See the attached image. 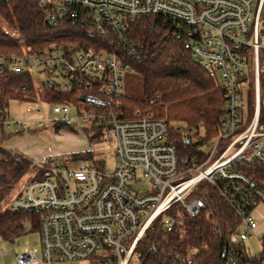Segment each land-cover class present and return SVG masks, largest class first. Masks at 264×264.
Listing matches in <instances>:
<instances>
[{
	"label": "built area",
	"instance_id": "2783aa9c",
	"mask_svg": "<svg viewBox=\"0 0 264 264\" xmlns=\"http://www.w3.org/2000/svg\"><path fill=\"white\" fill-rule=\"evenodd\" d=\"M39 6L48 25L68 23L87 38L39 51L22 44L21 53L0 55V75L28 74L35 96L24 102H41L52 115L41 119L44 111L35 107L33 118L13 121L0 113V126L20 134L31 132L29 123L35 130L52 125L114 142L116 164L109 173L66 156L39 166L32 179L23 176V193L8 209L39 214L40 257L24 250L16 264H129L153 225L173 231L174 219L166 214L172 205L198 213L197 200L183 199L201 181L216 187L236 223L226 264H264V253L257 260L244 250L247 231L258 227L255 212L264 207V175L256 181L255 172L245 171L264 169V0H39ZM143 18L159 20L223 91L222 126L204 141L201 161L178 157L163 119L140 108L129 114L123 106L122 80L140 60L129 30ZM49 90L61 100H51ZM76 164L80 168L73 169Z\"/></svg>",
	"mask_w": 264,
	"mask_h": 264
},
{
	"label": "trees",
	"instance_id": "16d2710c",
	"mask_svg": "<svg viewBox=\"0 0 264 264\" xmlns=\"http://www.w3.org/2000/svg\"><path fill=\"white\" fill-rule=\"evenodd\" d=\"M83 31L68 23L56 28L48 25L39 0H0V55L19 54L22 44L35 51L51 44H77L78 38H87ZM129 37L139 43L140 60L132 62V70L141 78L143 99L124 94V108L129 114L140 108L163 119L169 127L167 141L175 147L178 157L203 160L201 147L204 141L217 137L222 126L223 91L213 75L169 38L159 20L143 18L136 21L130 27ZM34 96L28 74L6 71L0 75L2 115L10 101H25ZM47 96L51 100H61V95L55 94L54 90L47 91ZM201 131L204 140L199 135ZM24 134L0 138V204L34 164L24 154L5 147L3 138ZM82 155L85 159L91 157L90 153ZM76 156L79 155L73 158ZM245 171L255 172L256 181L264 175V169L260 167ZM194 188L195 200L200 204L198 213L192 216L180 204L172 205L166 214L174 219L173 231L163 233L153 225L135 247L134 255L140 264H226L222 254L236 229L232 212L216 187L201 181ZM27 222L31 224V232H38V213L6 209L0 215V238L11 241L26 235Z\"/></svg>",
	"mask_w": 264,
	"mask_h": 264
},
{
	"label": "rangeland",
	"instance_id": "374dc122",
	"mask_svg": "<svg viewBox=\"0 0 264 264\" xmlns=\"http://www.w3.org/2000/svg\"><path fill=\"white\" fill-rule=\"evenodd\" d=\"M38 73V70L35 71ZM39 74V73H38ZM40 75V74H39ZM39 80H43L42 76L38 77ZM123 83V93L125 95L131 96L137 100L143 99V92L141 87V78L134 71L131 70L125 73L122 80ZM248 87L250 106L249 109L252 110L253 101V85L252 80L250 81ZM261 101L264 102V80L261 78ZM38 107L44 111L43 118H51L52 115L49 112L48 107L41 102H24V101H10L8 108L6 110L9 119L13 121H21L23 119H30L34 116L30 115L29 110ZM31 132H26L24 135H19L17 137H12L9 139H4L5 147L10 150L18 151L28 158H30L34 164L31 169L24 175L26 180L32 179L37 173L39 166H47L50 162L51 165L55 164V160H60L66 156L79 155L74 158H84L85 153H90L91 157L87 159L88 163H94L96 165H102L106 171L112 173L115 169V155H114V142H109L102 139L98 140V137L87 136L86 133L77 132L64 127L55 128L52 125H46L38 131L34 129L33 125H30ZM191 133H194L191 131ZM9 134H13L11 129L2 128L0 126V138L4 136L8 138ZM92 135V134H91ZM200 137H205L204 133L201 131L199 133ZM195 142L196 140L193 139ZM203 152H206L205 147H201ZM81 164H76L73 169L80 168ZM23 183L22 180L13 188L10 194L1 202L0 204V215L8 209L9 202L16 196L23 193ZM196 189L193 188L183 199L185 204H189L191 201L196 199ZM255 220L258 227L255 230H248V239L244 242V250L248 257L256 258L257 260L263 254L264 250V207H259L255 212ZM26 235H22L11 241H5L0 238V247H4L6 252H12L13 254L21 253L24 249H36L38 251L37 257L40 256V242L39 234L37 231H32L31 224L27 222L25 224ZM244 230V229H243ZM245 231V230H244ZM29 232V233H28ZM123 244H126L125 242ZM8 249V250H7ZM247 258V256H245ZM71 263V262H69ZM91 264L90 261L83 260L74 262L72 264ZM129 264H139V258L136 255L132 256L131 262Z\"/></svg>",
	"mask_w": 264,
	"mask_h": 264
},
{
	"label": "crops",
	"instance_id": "0c3cea01",
	"mask_svg": "<svg viewBox=\"0 0 264 264\" xmlns=\"http://www.w3.org/2000/svg\"><path fill=\"white\" fill-rule=\"evenodd\" d=\"M2 239V238H1ZM3 240V239H2ZM8 250V249H7ZM27 250V249H24ZM23 250V251H24ZM29 250H34V249H29ZM36 250V249H35ZM16 254H13L12 252H6V250L4 249V247H0V264H16ZM40 257V256H39ZM74 262H78V261H74ZM74 262H61V261H57L54 264H72ZM85 264V263H82Z\"/></svg>",
	"mask_w": 264,
	"mask_h": 264
},
{
	"label": "water",
	"instance_id": "95a60500",
	"mask_svg": "<svg viewBox=\"0 0 264 264\" xmlns=\"http://www.w3.org/2000/svg\"><path fill=\"white\" fill-rule=\"evenodd\" d=\"M81 99H83V98H81ZM225 258H226V252L224 251L222 254V259L225 260Z\"/></svg>",
	"mask_w": 264,
	"mask_h": 264
}]
</instances>
